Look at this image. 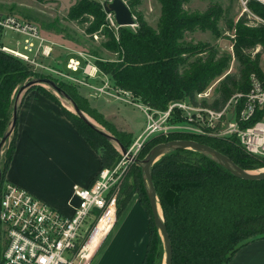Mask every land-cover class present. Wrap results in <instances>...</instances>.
Here are the masks:
<instances>
[{"label":"trees","instance_id":"1","mask_svg":"<svg viewBox=\"0 0 264 264\" xmlns=\"http://www.w3.org/2000/svg\"><path fill=\"white\" fill-rule=\"evenodd\" d=\"M75 1L68 18L80 21L91 16L93 21L86 32L92 34L103 28L108 39L105 49L117 54L116 61H97L100 71L111 77L115 87L128 90L151 108L165 110L170 101L185 97L194 100L195 95L204 91L210 82L224 75L212 105L221 108L232 94L247 92L249 76L261 71L264 6L257 2L249 1L246 6L256 17L243 13L229 27L235 34L233 55L238 73L225 75L226 57L218 56L208 44H185L186 34L195 31L217 33L219 7L211 5L204 12H191L185 9V5L192 0H157L160 15L154 29L136 11L137 1L127 2L138 28L134 32L119 28L116 41L99 2ZM201 53L205 54L199 57ZM192 56L196 57L188 62ZM29 75L28 65L0 51V139L11 126L12 93ZM56 85L69 96L63 86ZM38 91L58 103L51 95ZM69 98L75 103L71 96ZM76 106L92 116L87 109ZM63 113L97 153L101 149L102 169L115 164L118 154L106 137L78 116L65 109ZM97 121L113 134L124 149L131 145V134L117 131L101 118ZM15 125L6 160L2 165L0 160L1 184L4 183L5 169L14 147ZM173 140H193L205 144L245 171L264 167L262 160L246 153L236 138L188 135L154 137L144 145L138 160L145 159L154 146ZM135 170L139 173L138 191L131 190L133 185L124 184L121 194L125 198L118 203L117 215L136 193L150 215L143 264H161L163 243L152 219L141 167L135 165ZM151 177L172 246L171 264H228L240 247L264 239V181L238 179L211 156L189 149H175L161 156L151 167Z\"/></svg>","mask_w":264,"mask_h":264},{"label":"built area","instance_id":"2","mask_svg":"<svg viewBox=\"0 0 264 264\" xmlns=\"http://www.w3.org/2000/svg\"><path fill=\"white\" fill-rule=\"evenodd\" d=\"M111 1L103 3L104 12V4ZM249 1L264 6V0H240L244 12H247ZM105 14L108 28L112 31L113 28L119 29L114 14ZM134 26L136 22L131 27ZM5 31L14 32L24 39L22 45L16 42L15 48L7 47L0 40L1 52L19 59L35 72L59 74L37 61L48 59L53 47L39 35L33 24L0 16V37ZM80 64V59L71 58L66 67L76 72ZM260 70V73L249 76L247 92L232 94L221 108L212 106L216 100L212 87L197 93L194 100L187 97L173 100L165 110H157L142 104L127 91L114 90L108 81L98 89L86 83L82 85L103 94L112 90L119 94L116 96L118 100L135 106L144 114L143 130L133 139L126 154L121 152L122 159L128 162L134 163L150 139L173 135L236 138L246 153L264 160V69ZM83 72L93 78L98 70L87 64ZM122 172L120 165L103 168L89 187L74 185L72 195L77 204L70 215L59 212L21 187L3 183L0 187V230L5 238V247L0 264H89L86 247L98 224L108 216L111 228L116 220Z\"/></svg>","mask_w":264,"mask_h":264},{"label":"rangeland","instance_id":"3","mask_svg":"<svg viewBox=\"0 0 264 264\" xmlns=\"http://www.w3.org/2000/svg\"><path fill=\"white\" fill-rule=\"evenodd\" d=\"M100 3L101 7L104 2L110 0H95ZM126 4L127 2L137 1L136 11H138L143 17L144 21L147 22L152 28H156L158 18L160 15V5L157 0H123ZM75 0H0V16H10L15 18L20 23L33 24L41 37H44L46 43L53 47L52 54L48 59L37 60L39 63L43 64L46 68H52L56 73L48 72L46 74L36 73L35 70L29 67L31 75L24 80L15 91L12 93L10 109L12 108V103L16 100V97L25 91L30 90H40L43 91L56 99V101L62 106L65 111L72 115H75L73 106L65 98L57 94L50 86L44 83H33L28 88L19 92L23 85L30 83L32 81H37L41 77L43 79H52L63 86L66 92L71 96L76 105L84 110L90 111L92 116L87 112L81 111L83 115L92 123L98 130L106 133L113 137V134L105 127L100 125L97 120L100 118L111 125L117 131L123 132L124 130H130L132 133V139H134L145 126L144 114L135 106L126 104L117 99L114 91L110 90L109 94L99 93L98 91L90 88H86L84 85L87 81L92 85L93 88H100L105 82L116 90L117 87L114 86L111 77L103 74L97 66V61L110 62L116 61L117 54L105 49L104 45L108 42L103 28L99 31L89 34L86 32L88 26L92 23L93 18L87 16L85 19L70 20L68 18V12L71 7L75 4ZM256 2V1H254ZM258 3V2H257ZM260 4V3H259ZM214 5L219 7L220 17L217 21L218 31L216 34L205 31H195L190 34L185 35V44H190L191 46H197L202 44H208L213 50H216L218 56H224L227 58V68L224 74H235L237 75V64L235 63L233 55V43L235 40L234 30L230 29L231 23H234L243 14L247 13L249 17H256L247 7V12H244V8L240 0H192L185 5L187 11L204 12L206 9ZM135 19V17H134ZM258 19V18H256ZM259 20V19H258ZM136 22V19H135ZM138 28L137 24L134 27H125L131 32H134ZM113 33L116 41H118V30L113 28ZM24 37L18 35L11 31H5L0 40L4 45L10 48H14L15 40L21 45L23 44ZM16 45V43H15ZM4 53V52H3ZM6 54V53H5ZM205 53L199 54L204 55ZM10 55V54H8ZM12 56V55H10ZM13 57V56H12ZM67 57H73L80 59V68L76 72H72L65 68V62L67 63ZM192 56L189 58L188 62L194 60ZM15 58V57H14ZM17 59V58H16ZM19 60V59H18ZM87 64L94 66L98 73L95 77L90 78L84 74V69ZM259 67L264 69V54L260 57ZM46 71V70H44ZM36 73V74H35ZM224 76V75H223ZM223 76L215 78L205 90L212 87V95L216 98L218 94V89L220 86V81ZM49 79V80H50ZM84 87V88H82ZM119 89V88H117ZM123 90V89H120ZM126 91V90H123ZM127 92H129L127 90ZM133 97H135L131 92H129ZM137 98V97H135ZM139 99V98H137ZM139 101L144 104L140 99ZM70 108V109H69ZM75 120V119H74ZM10 127V125H9ZM8 127V128H9ZM12 134V132H11ZM163 138V137H162ZM10 139L5 142L1 149V165L3 161L6 160V156L10 150ZM133 142V141H132ZM115 152L118 154L115 164L107 167L114 168L120 165L121 170H123L120 178V189H119V201H122L125 197L122 196L121 191L123 190L124 184L133 185L132 191H138L139 180L137 179L139 173L135 170V165L132 162H128L127 159H122L121 150L118 148L114 141H111ZM100 155L102 151L98 149ZM253 156V155H252ZM256 157V156H254ZM264 163V160L260 157ZM138 159V157H137ZM249 173H261L264 172V167L257 170H247ZM3 184V183H2ZM1 184V186H2ZM137 184V186H136ZM146 188V186H145ZM160 207V206H159ZM161 209V208H160ZM162 214V212H161ZM92 222V220L90 221ZM95 220L93 221V224ZM160 235V234H159ZM161 237V236H160ZM0 232V253L5 247V240ZM162 240V237H161ZM163 243V241H162ZM163 256L161 264L165 262V250L163 244Z\"/></svg>","mask_w":264,"mask_h":264},{"label":"crops","instance_id":"4","mask_svg":"<svg viewBox=\"0 0 264 264\" xmlns=\"http://www.w3.org/2000/svg\"><path fill=\"white\" fill-rule=\"evenodd\" d=\"M71 58L67 57L66 61ZM86 84L92 87L88 81ZM16 99L14 147L4 183L21 187L59 212L70 215L77 204L72 187L87 188L93 183L102 169L100 154L79 135L60 104L35 89L20 93ZM149 221V213L134 193L89 264H143ZM228 264H264V239L240 247Z\"/></svg>","mask_w":264,"mask_h":264},{"label":"water","instance_id":"5","mask_svg":"<svg viewBox=\"0 0 264 264\" xmlns=\"http://www.w3.org/2000/svg\"><path fill=\"white\" fill-rule=\"evenodd\" d=\"M104 10L107 13L114 14L116 24L120 28L131 27L135 24V19L131 13V10L123 0H112L110 3L104 4ZM33 83H44L50 86L57 94H59L61 97L65 98L68 102L71 103L76 116L82 119V121L87 123L91 128H93L95 131L100 133L102 136L106 137L110 142L114 141L117 144L118 148L121 150V152L123 154H126V149H124L114 137L107 135L106 133L98 130L92 123H90V121L83 115V113L78 109L76 104L69 98V96L63 93L52 80L38 79L37 81H32L30 83L23 85V87H21L19 92L28 88ZM16 118H17V99L14 101L13 104L11 126L9 127L8 131L3 135V137L0 139V155L3 145L11 135V132L16 122ZM175 149H189L209 155L238 179L246 180V181H264V172L254 174L242 170L225 155L215 151L214 149H212L211 147L205 144H201L193 140H173L166 143H161L154 146L149 151L145 159L141 161L138 159H134V164L141 167L152 219L155 227L158 229L159 234L162 237L164 250H165L164 264H171L172 246L170 243V239L166 227L164 225L163 217L162 216L160 217L158 214L159 204L156 196V191L152 182L151 167L153 166L154 163H156L159 160L161 156ZM0 186H1V178H0Z\"/></svg>","mask_w":264,"mask_h":264},{"label":"bare ground","instance_id":"6","mask_svg":"<svg viewBox=\"0 0 264 264\" xmlns=\"http://www.w3.org/2000/svg\"><path fill=\"white\" fill-rule=\"evenodd\" d=\"M158 214L160 217L162 216L160 207H158ZM109 229H110L109 217L105 216L98 224L97 229L95 230L89 243L87 244L86 258L88 261L92 258L93 254L97 251L99 245L101 244L105 235L108 233Z\"/></svg>","mask_w":264,"mask_h":264}]
</instances>
